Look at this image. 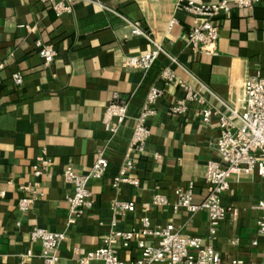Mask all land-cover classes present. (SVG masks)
I'll list each match as a JSON object with an SVG mask.
<instances>
[{
	"label": "crops",
	"instance_id": "crops-1",
	"mask_svg": "<svg viewBox=\"0 0 264 264\" xmlns=\"http://www.w3.org/2000/svg\"><path fill=\"white\" fill-rule=\"evenodd\" d=\"M98 1L108 10L77 2L69 13L55 16L37 0H0V190L4 192L0 199V264H41L39 245L29 240V230L35 226L63 230L65 196L71 188L61 179L62 169L69 165L84 174L101 149L107 168L101 177L88 180L91 208L67 228L57 248L58 264H78V257L99 245L109 229L112 198L134 204L133 211L116 218V229H138L140 218L147 217L153 227L172 223L182 235H207V213L175 210L173 192L192 181L193 203L204 198L207 162L218 159L217 121L202 122L201 106L195 103L189 104L183 116L171 114L169 106L182 90L165 86L154 103L156 113L146 120L149 135L143 154L135 159L130 172L138 184L112 189L110 179L120 164L131 120L107 140L100 118L112 92L127 101V115L134 116L147 88L161 86L159 74L167 66L193 88L205 86L211 92H204L207 105L216 106V96L240 108L243 81L255 75L264 78V0L215 18L219 34L215 55L187 44V33L203 17L179 9L177 0ZM171 18L175 22L168 28ZM124 19L138 22L142 32L179 65L160 53L145 72L124 68L126 56L154 48L145 36L130 34ZM36 39L55 49L47 66L37 54ZM15 71L22 75L19 86L11 81ZM40 153L49 164L34 177L30 168ZM34 180L39 183L38 198L27 211H19L17 201L27 193L23 187ZM155 193L165 195L169 204L144 206ZM262 198L264 184L257 175L230 177L229 189L221 198L227 213L213 242L222 264H230L233 258L247 264L259 262L264 237L256 231L259 211L255 206ZM252 240L257 244L252 245ZM145 241L154 240L145 237ZM27 250L31 254L23 256ZM118 255L131 261L137 250L132 245L119 248Z\"/></svg>",
	"mask_w": 264,
	"mask_h": 264
},
{
	"label": "built area",
	"instance_id": "built-area-1",
	"mask_svg": "<svg viewBox=\"0 0 264 264\" xmlns=\"http://www.w3.org/2000/svg\"><path fill=\"white\" fill-rule=\"evenodd\" d=\"M46 4L55 14L69 13L73 4L84 2L97 5L103 9L98 0H37ZM260 0H218L207 3L200 0H177V7L184 12L203 17V20L193 26L186 35V42L192 48L207 54H216L218 40V25L215 18L220 14H228L233 8H252ZM129 32L132 35H143L154 45L153 49L146 52L128 55L124 58L122 66L129 69H139L143 72L153 66L160 53L165 54L170 62L179 65L177 59L166 53L160 44L148 37L139 27L138 22H130L124 19ZM175 22L171 18L168 22L170 28ZM37 54L44 66L51 63L55 56V49L49 43L34 40ZM2 63L0 62V69ZM11 81L15 86L22 83L20 72H12ZM161 86L150 85L144 95L143 101L137 113L130 117L127 115V101L116 92H112L105 104L100 124L102 130L107 133L110 140L131 120L130 132L126 147L123 151L117 172L110 179L112 189H118L120 185L136 186L137 178L130 175L135 166V159L143 154L144 144L149 135L146 125L148 117L156 113L155 101L164 93L165 86L178 87L182 95L176 98L169 110L171 114L179 117L186 114L190 103L201 106V120L209 123L213 118L217 121L219 134L215 140L218 154L217 160L207 162L204 174L205 196L199 203H193L194 182L189 181L185 188L174 190L175 202L173 208H183L188 212L204 210L208 216V229L206 237L180 234L168 223L164 226L150 225L147 217L140 218L138 229L120 230L115 228L116 218L124 212H131L134 204L112 198L109 204L110 219L109 229L100 238L99 245L93 250L85 251L77 258L78 264H88L96 260L100 264H222L219 252L214 248L213 242L220 222L225 218L227 209L222 204V195L229 189L230 177L235 175H257L264 184V78L258 75L245 79L242 83L243 98L240 108L231 106L224 100L215 96L216 106L206 104L204 92L211 93L205 86L193 88L183 79L179 78L174 69L164 67L159 74ZM103 149L99 150L84 174L75 172L67 165L62 169L61 179L70 185L71 191L65 196L67 214L64 227L61 231H49L43 227H32L29 232V240L39 245V258L41 264H58L57 248L65 238L67 228L77 218L85 214L91 208V195L88 188V180L101 177L108 165L103 155ZM157 158L158 154H154ZM49 159L43 154H37L31 164V173L34 177L46 171ZM27 192L17 201V209L25 212L31 203L38 198L39 183L34 180L29 186L23 187ZM4 192L0 190V199ZM169 201L161 193L153 194L149 202L144 206H165ZM259 217L256 222L258 235L264 237V198L256 203ZM145 237L153 238V242H146ZM252 245L257 240L251 241ZM133 246L137 250V256L131 261L119 257V248ZM29 250L23 256H29ZM230 264H247L244 260L233 258ZM252 264V263H250ZM257 264H264V251L260 255Z\"/></svg>",
	"mask_w": 264,
	"mask_h": 264
}]
</instances>
